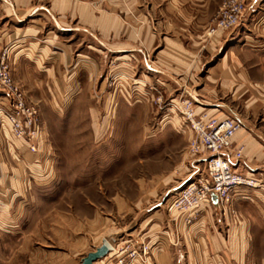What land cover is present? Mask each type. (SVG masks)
I'll return each mask as SVG.
<instances>
[{
    "label": "crops",
    "instance_id": "obj_1",
    "mask_svg": "<svg viewBox=\"0 0 264 264\" xmlns=\"http://www.w3.org/2000/svg\"><path fill=\"white\" fill-rule=\"evenodd\" d=\"M258 1L250 0L246 9ZM220 5V0H0V56L8 50L13 77L34 103H41L44 89L81 87L82 73L95 85L112 65L125 75L135 67L142 74L145 67L160 74L148 55L168 72L180 73L199 56L213 60L230 39L232 33L220 31L210 47L201 48ZM244 17L241 24L247 25ZM258 23L264 24V18ZM248 42L229 44L207 68L204 82H213L232 110L226 104L212 106L215 100L205 98L197 112L241 123L233 145H243V155L231 164L260 179L261 187L234 195L226 206L213 196L212 205H204L198 222L190 226L165 209L149 208L137 232L138 244L125 241L116 247L105 242L113 249L94 264H264V78L258 64L242 58L240 51ZM196 61L203 66V59ZM125 85L122 78L119 86ZM37 146L34 153L14 138L0 117V264H81L102 244L97 245L96 233L87 239L78 230L66 247L63 215L55 209L37 215L34 189L53 182L43 132ZM190 167L181 181L172 175L178 184L174 191L192 179L196 166ZM230 208L235 218L222 214ZM142 245L150 247L148 254L131 259L128 253Z\"/></svg>",
    "mask_w": 264,
    "mask_h": 264
},
{
    "label": "rangeland",
    "instance_id": "obj_2",
    "mask_svg": "<svg viewBox=\"0 0 264 264\" xmlns=\"http://www.w3.org/2000/svg\"><path fill=\"white\" fill-rule=\"evenodd\" d=\"M220 3L203 35L206 36L202 40L203 50L210 47L218 33L209 34V31L214 27L223 0ZM244 16L247 25L241 21L236 28L225 31L226 35H232L224 47L219 46L213 60L199 56L196 60L203 59V66L195 60L184 72L170 73L158 64L154 55H148L149 64L160 74L147 67L142 74L135 67L127 76L116 70L117 65H112L95 85L87 73H82L81 87L44 89L41 103L30 101L25 89L14 79L28 104L38 111L40 135L44 133L53 168V182L34 189L38 198L34 208L39 217L54 209L63 215L66 247H70L72 235H78V230L87 239L96 233L97 245L110 242L117 247L125 241L138 244L135 239L138 229L143 227L145 211L165 209L170 213L169 204L177 194L206 174L205 163L189 155L193 136L172 103L190 99L200 106L205 98H211L215 100L212 106L226 104L232 110L228 97H222V92L212 87L213 82H204L207 68L222 58L229 44L249 41L240 51L242 58L258 64L261 69L258 74L264 78V53L260 52L264 49V24L258 23L264 18V0L249 6ZM256 49L259 51L253 52ZM122 78L127 85L119 86ZM103 81L105 87L100 86ZM62 94L64 98L60 102ZM3 96L0 89V97ZM191 165L196 166L192 167V179L174 191L178 184L172 182V175L176 182L181 181ZM253 190L256 189L241 188L239 193ZM167 200H170L168 204ZM222 214L231 219L237 215L231 208L222 210ZM63 250L71 252V248ZM120 250L121 247L117 248Z\"/></svg>",
    "mask_w": 264,
    "mask_h": 264
},
{
    "label": "built area",
    "instance_id": "obj_3",
    "mask_svg": "<svg viewBox=\"0 0 264 264\" xmlns=\"http://www.w3.org/2000/svg\"><path fill=\"white\" fill-rule=\"evenodd\" d=\"M249 1L223 0L209 34L229 31L240 25ZM0 89L4 92L0 100V117L7 122L14 138L23 141L32 152L37 153L40 136L38 111L28 104L25 93L13 78L8 50L0 56ZM172 107L193 131L189 155L202 160L206 168V174L184 187L168 208L170 213L183 217L187 225H193L200 218L204 205H212L213 196L217 203L226 206L234 195L240 194L239 189H257L261 187V180L232 167L231 161L241 159L244 150L243 145H233V138L241 129L240 122L207 111L198 113V106L190 99L173 101ZM149 249L148 245H142L140 251L133 249L128 256L131 259L142 258Z\"/></svg>",
    "mask_w": 264,
    "mask_h": 264
},
{
    "label": "water",
    "instance_id": "obj_4",
    "mask_svg": "<svg viewBox=\"0 0 264 264\" xmlns=\"http://www.w3.org/2000/svg\"><path fill=\"white\" fill-rule=\"evenodd\" d=\"M110 252V248L107 244H103L101 247L96 249V251L89 253L83 258L81 264H94L98 260L106 257Z\"/></svg>",
    "mask_w": 264,
    "mask_h": 264
},
{
    "label": "bare ground",
    "instance_id": "obj_5",
    "mask_svg": "<svg viewBox=\"0 0 264 264\" xmlns=\"http://www.w3.org/2000/svg\"><path fill=\"white\" fill-rule=\"evenodd\" d=\"M111 245V244H110ZM110 249H111V247L110 246H108Z\"/></svg>",
    "mask_w": 264,
    "mask_h": 264
}]
</instances>
